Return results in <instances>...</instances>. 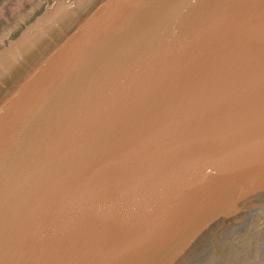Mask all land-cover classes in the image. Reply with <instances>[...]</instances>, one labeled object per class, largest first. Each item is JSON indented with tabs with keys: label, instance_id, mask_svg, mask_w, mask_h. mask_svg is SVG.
<instances>
[{
	"label": "water",
	"instance_id": "obj_1",
	"mask_svg": "<svg viewBox=\"0 0 264 264\" xmlns=\"http://www.w3.org/2000/svg\"><path fill=\"white\" fill-rule=\"evenodd\" d=\"M263 261L264 0H48L0 48V264Z\"/></svg>",
	"mask_w": 264,
	"mask_h": 264
},
{
	"label": "rangeland",
	"instance_id": "obj_2",
	"mask_svg": "<svg viewBox=\"0 0 264 264\" xmlns=\"http://www.w3.org/2000/svg\"><path fill=\"white\" fill-rule=\"evenodd\" d=\"M47 1L0 0V48L16 36L23 26L30 23Z\"/></svg>",
	"mask_w": 264,
	"mask_h": 264
},
{
	"label": "bare ground",
	"instance_id": "obj_3",
	"mask_svg": "<svg viewBox=\"0 0 264 264\" xmlns=\"http://www.w3.org/2000/svg\"><path fill=\"white\" fill-rule=\"evenodd\" d=\"M55 13H56L55 11H52V12H50V13H47V14L45 15L44 19H49V18L53 17V15H55ZM63 15H64V14H63ZM63 15H61L60 18H61ZM30 39H31L30 36H26V37H24V38L19 42V44L22 43V42H24V41H28V40H30Z\"/></svg>",
	"mask_w": 264,
	"mask_h": 264
}]
</instances>
